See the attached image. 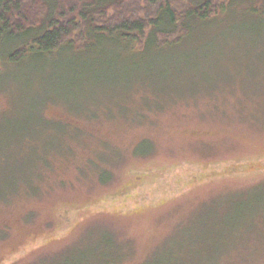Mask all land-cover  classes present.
Instances as JSON below:
<instances>
[{"label": "rangeland", "instance_id": "obj_1", "mask_svg": "<svg viewBox=\"0 0 264 264\" xmlns=\"http://www.w3.org/2000/svg\"><path fill=\"white\" fill-rule=\"evenodd\" d=\"M232 1L168 50L0 44V264H264V0Z\"/></svg>", "mask_w": 264, "mask_h": 264}, {"label": "trees", "instance_id": "obj_2", "mask_svg": "<svg viewBox=\"0 0 264 264\" xmlns=\"http://www.w3.org/2000/svg\"><path fill=\"white\" fill-rule=\"evenodd\" d=\"M231 1L0 0V44L12 49L31 36L23 47L9 54L13 64L22 63L34 54L52 57L64 49L77 50L79 55V52L95 49L102 41L121 45L130 53H136L137 47L149 52L168 50L196 35L199 25L225 13ZM254 8L255 15L264 17V11ZM122 245L109 242L103 246L116 253L105 254L102 262H95V259L90 262L88 257L82 256L79 263L71 264H117L127 253ZM67 248L55 253H40L29 264H45L43 260L64 254ZM78 250L79 247L72 253Z\"/></svg>", "mask_w": 264, "mask_h": 264}]
</instances>
